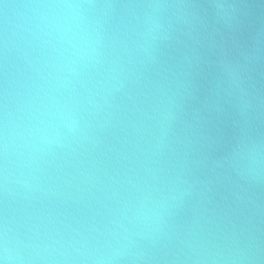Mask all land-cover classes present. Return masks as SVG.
<instances>
[{
	"label": "clouds",
	"instance_id": "1",
	"mask_svg": "<svg viewBox=\"0 0 264 264\" xmlns=\"http://www.w3.org/2000/svg\"><path fill=\"white\" fill-rule=\"evenodd\" d=\"M194 7L189 0H0V264H264V230L250 221L233 223L223 245L175 224L177 210L208 184L177 147L175 73L162 59ZM231 76L242 103L264 107V97ZM127 146L136 168L118 179L100 157L112 153L124 169ZM225 159L240 187L264 181V145H238ZM52 165L58 173L75 167L91 187L74 185L72 172L51 175ZM96 172L112 183L107 202L94 197L104 210L61 190L91 191ZM237 199L238 208L255 203ZM256 212L264 214V205Z\"/></svg>",
	"mask_w": 264,
	"mask_h": 264
},
{
	"label": "water",
	"instance_id": "2",
	"mask_svg": "<svg viewBox=\"0 0 264 264\" xmlns=\"http://www.w3.org/2000/svg\"><path fill=\"white\" fill-rule=\"evenodd\" d=\"M5 2L19 3L21 0ZM189 2L195 7L190 9L188 24L179 35V41L163 49L162 59L166 61L165 67L175 73L170 78L179 104L177 147L181 153H188L191 170L208 184L202 188V197L177 210L174 219L179 231L192 228L206 240L223 245L233 223L250 221L256 229L264 230V214L256 212V205H264V181L240 187L225 159L238 145L253 142L264 145V107L252 109L242 103L231 76L235 73L242 77L245 89L253 97H264V0ZM2 17L0 8V21ZM121 152L130 158L124 160L121 156L124 169H120L112 153L108 158L100 157L109 175L116 176L119 171L118 179L124 177L125 171L136 168L134 149L127 146ZM55 159L58 164L64 163L65 154L57 152ZM82 159L91 160L92 156ZM48 171L60 176L72 172L76 176L74 185L91 187L80 183L83 177L75 167H65L58 173L52 165ZM132 174L128 171L129 176ZM95 176L98 178L96 188L91 191L80 193L75 187H62L61 190L66 194L71 191L77 198L84 196L85 203L104 210L94 197L105 200V193L111 195L112 183L103 172H96ZM59 183L63 185V180ZM126 188L120 189L121 194H126ZM238 197L245 201L250 198L255 203L247 207L241 204L238 208ZM53 199L55 204L60 203L58 198ZM80 207L83 209V204Z\"/></svg>",
	"mask_w": 264,
	"mask_h": 264
}]
</instances>
